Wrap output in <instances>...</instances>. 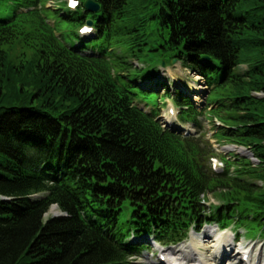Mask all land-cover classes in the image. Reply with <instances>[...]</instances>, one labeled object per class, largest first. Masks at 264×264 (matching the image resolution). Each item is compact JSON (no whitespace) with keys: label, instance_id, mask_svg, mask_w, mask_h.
I'll list each match as a JSON object with an SVG mask.
<instances>
[{"label":"trees","instance_id":"trees-1","mask_svg":"<svg viewBox=\"0 0 264 264\" xmlns=\"http://www.w3.org/2000/svg\"><path fill=\"white\" fill-rule=\"evenodd\" d=\"M15 1V12L37 3ZM84 1L60 15L68 37L36 9L26 31L15 13L0 17V264H133L149 237L177 245L207 223L264 234V0H95L98 12ZM88 19L94 36L76 31ZM17 40L14 58L1 44ZM147 43L203 77L216 135L256 164L162 125L156 69L141 77L130 62ZM173 94L179 119L200 130L208 106ZM208 192L221 203L207 206ZM53 205L64 214L46 217Z\"/></svg>","mask_w":264,"mask_h":264},{"label":"rangeland","instance_id":"rangeland-1","mask_svg":"<svg viewBox=\"0 0 264 264\" xmlns=\"http://www.w3.org/2000/svg\"><path fill=\"white\" fill-rule=\"evenodd\" d=\"M15 3V0H0V17H8L15 13L19 20L22 19L21 28L24 31L28 30L32 24L34 16L33 14H30L29 10L34 9L37 10V12L47 23L55 27V34L57 36L68 37L72 29H75L70 24H67V19H65L64 17H60L61 14L66 15L67 10L65 9V6L68 5L67 0H37V3L35 5L31 4L28 7H21L17 9V12H15ZM155 21V19H151L149 21L150 25L146 28V38L148 42H153L159 34L158 29H151L154 26ZM76 31H78V29H76ZM94 35L95 34L93 32L92 36ZM1 45L11 48V57L17 58L21 51L23 43L17 40L13 45L7 44V42ZM135 46V49L139 51V60L135 57L131 58V60L129 59L131 62V67L133 68V73L135 75L139 74V76L141 77L146 76L148 78V75H150L152 69H156L155 74L153 75V79L155 80L158 78L162 81L161 86L156 87L153 85L149 87V89L157 92L156 94L158 95V101L155 108L158 110L157 118H159L163 124H168L166 116L169 115L173 119V123H175L177 126L184 127V131H188L190 133H196L197 131H200L198 135H201L203 137L205 136L206 140L209 139L210 144L216 153L219 152L223 155H229V153L235 152L240 154L241 156L252 158L246 152L239 153L238 148L229 149V147L232 148L231 144L234 143L230 144V142L227 143L222 138L219 139L216 133L215 137L212 136L214 132H217L216 126H218L220 124L219 122H221L222 120L219 117L209 113V109L216 107V104H212V102L207 104L206 98L210 93L209 98L212 99L215 96V91H209L206 85H204V79L201 75H199L198 73L196 74L192 71L190 72V70L184 68L179 62H175L174 64L172 63L168 66L162 67L160 63H163V61L165 60H161V50L152 51L149 43L144 45L137 44ZM87 53H91V51L88 50ZM123 74L127 75L128 72H125ZM135 75H133V77L137 78V76ZM136 82L140 83V78ZM180 87L181 90L183 89L185 92L190 90V92L193 91V94H196L195 90L199 88L197 94L193 95V100L195 101L196 105L199 106V108H206L208 106L207 110L204 112V115L200 116V130L196 128L193 123L182 122L178 117V107H176V104H174L173 93L177 88L180 89ZM169 91L172 93L170 94ZM153 99H156V97H151L152 102ZM137 103L140 107L144 108L147 111L153 110L152 104L148 105L141 99L138 100ZM173 110L174 115L170 113V111ZM221 124L223 123L221 122ZM218 158L220 159V157ZM221 166L222 164L219 162L217 168L220 169ZM259 183H261V181H259ZM219 198L220 197H218L217 193L208 192L206 194H202L203 202L206 203V205L209 207L211 205L220 204L221 200ZM58 213H62V211L58 208L57 205H53L49 212L46 214V217H48L50 214ZM215 231H217V234L229 233L231 234V236H233L232 243L234 252H237L239 250L240 252H242L243 250L241 249V247L243 246L249 247V249L253 248V252H260L261 249L260 253L262 254V259H264V234L258 230H251L250 226H243L230 221L227 222L225 227L217 226L216 223L204 225L198 232H191L190 235L185 239V241L177 245H162L160 243L154 242L152 238L149 237L150 239L146 240V242H148V247L141 250L138 255L134 257V259H132L133 264H150V262H156L155 264H160V261L162 260L161 257L165 256L164 254H161V252L167 253L170 251H176L180 248H184L187 245V241H190L193 236L202 237L206 232H210V234L213 236L215 235ZM213 239L214 236L210 238V240ZM239 257H241V254H238V257L235 260L236 263L239 261ZM213 264H225V262L223 261V259H221L219 261L213 262ZM239 264L241 263L239 262Z\"/></svg>","mask_w":264,"mask_h":264},{"label":"bare ground","instance_id":"bare-ground-1","mask_svg":"<svg viewBox=\"0 0 264 264\" xmlns=\"http://www.w3.org/2000/svg\"><path fill=\"white\" fill-rule=\"evenodd\" d=\"M155 81V80H154ZM149 82V83H153ZM197 87V86H196ZM191 91V90H190ZM199 88L195 90L196 94ZM195 93L193 95H196ZM167 121L174 124L172 118L167 115ZM180 127V126H179ZM231 147H229L230 149ZM214 236L213 240H210ZM211 235L206 232L202 237L193 236L184 248L176 251L161 252L165 255V260H161L160 264H213L215 261L223 259L225 264H264L262 259L261 249L260 252H253V248L243 246L242 252H234L231 234L223 233ZM238 254H241L239 261L236 263ZM227 262V263H226ZM156 263V262H155ZM150 262V264H155Z\"/></svg>","mask_w":264,"mask_h":264},{"label":"water","instance_id":"water-1","mask_svg":"<svg viewBox=\"0 0 264 264\" xmlns=\"http://www.w3.org/2000/svg\"><path fill=\"white\" fill-rule=\"evenodd\" d=\"M84 7L86 8L87 11L89 12H98L100 10V4L95 2L94 0H86L84 2ZM89 24H92L93 22L91 20L88 21ZM176 60L174 59L173 62ZM165 65V62H163ZM59 215V214H57Z\"/></svg>","mask_w":264,"mask_h":264}]
</instances>
